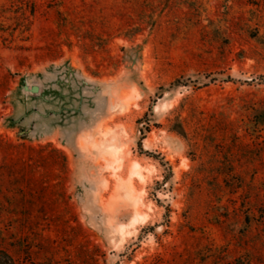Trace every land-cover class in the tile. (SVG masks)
Returning <instances> with one entry per match:
<instances>
[{"label": "rangeland", "instance_id": "374dc122", "mask_svg": "<svg viewBox=\"0 0 264 264\" xmlns=\"http://www.w3.org/2000/svg\"><path fill=\"white\" fill-rule=\"evenodd\" d=\"M0 264H264V0H0Z\"/></svg>", "mask_w": 264, "mask_h": 264}, {"label": "water", "instance_id": "95a60500", "mask_svg": "<svg viewBox=\"0 0 264 264\" xmlns=\"http://www.w3.org/2000/svg\"><path fill=\"white\" fill-rule=\"evenodd\" d=\"M23 89H24L25 91H31V92H33V93L38 92V90H39L38 86H36V85H33V86H31V87H28L27 85H24V86H23Z\"/></svg>", "mask_w": 264, "mask_h": 264}, {"label": "bare ground", "instance_id": "6f19581e", "mask_svg": "<svg viewBox=\"0 0 264 264\" xmlns=\"http://www.w3.org/2000/svg\"><path fill=\"white\" fill-rule=\"evenodd\" d=\"M102 149V148H101Z\"/></svg>", "mask_w": 264, "mask_h": 264}]
</instances>
